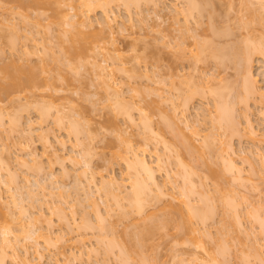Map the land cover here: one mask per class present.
Wrapping results in <instances>:
<instances>
[{"label":"rangeland","instance_id":"rangeland-1","mask_svg":"<svg viewBox=\"0 0 264 264\" xmlns=\"http://www.w3.org/2000/svg\"><path fill=\"white\" fill-rule=\"evenodd\" d=\"M88 1L50 0L47 4L41 5L44 7H38L33 3V5H29V3L24 5L21 0H0V83L3 80V67L13 61L39 64L43 60L44 64L43 61L41 64L45 65V69L41 72L43 76L41 81L45 84L31 89L21 87L16 91H0V173L2 174L0 176L7 180V185L12 187L9 191L6 184H0V191H2L0 202L3 206L1 207L3 211H0V245L4 241L2 240L3 232H1L4 226L10 225L8 232H11L8 233L11 243L9 246L4 243L8 253L4 252L5 257L3 255L4 260L2 259V261L4 262L2 264H125L127 261L130 262L129 264H203L209 252L217 247L218 238L216 239V236L218 237L220 230L218 227H221L223 221L226 222V226L228 224L230 229L228 231L227 228L225 229L226 226L222 225L225 230H221H227V235L226 232L224 233L226 237L221 235L222 241L227 244H224L227 247H225L226 250L220 254V258L224 259V264H264V222L261 221L262 217L264 221V206L258 207L257 205L258 202L264 204V54H262L264 50H259L260 52L254 50V54H252L254 59L252 58L253 64L250 66L252 69L250 72L256 79L254 84L256 82L257 90L251 89L253 93L247 92L241 85L244 73H246L243 71L245 68L239 72L237 68H241L242 65L236 66L235 69L237 61L233 62L240 59L238 54L242 57V51H245L243 49L246 46L244 41L248 36L249 40H253V42H249L247 39L248 44L251 43L250 46L253 45L252 43H257L262 48L263 43H260L264 40V0H207V2H201L202 4L206 3V5H200L202 9L207 7V10L204 8L205 12L201 11L203 17L200 13L201 17L198 16L193 10L194 17L189 15L188 21L185 22H188L189 24H187L193 29L201 26L195 29L197 34L199 29H202V32L199 31L198 34L199 39L202 40L208 35L210 38H206H209L210 45L213 42L216 43L213 46L218 44L222 48L226 42L231 44L235 42L238 43L237 47L242 53L238 50L237 56L233 53L236 57L231 58L232 56L228 52L232 53L230 50L235 43L231 48L230 44H226L225 46H229L228 49H230L227 50L225 47L221 49L228 51L227 54L225 52L223 60L217 58L218 52L216 54L215 51L209 49V53L212 51L215 56H211L212 52L209 55L205 51L203 52L205 53L204 58L201 53L200 58L202 57V59L196 61L194 57L189 56L191 49H195V39L189 37L192 34L187 35V32L192 33L193 29L190 28L186 32L184 28H177L185 23L184 21L182 24L179 23L183 20L184 12H178L177 15L174 12V7H182L181 10L186 9L187 0H156V3H152V0H141L139 5L136 3L134 5L132 2L131 5L126 4L124 0H114L108 4L107 11L100 6L87 9L85 2ZM37 11L40 13L39 16L36 14ZM207 12H212L213 16L211 17ZM105 14L108 16L105 17ZM176 16L181 19H178L179 22L176 20ZM107 17L110 20V26L104 27L98 34L94 54L91 52L86 57L87 60H84V64L82 62V66H77L78 70L76 68L68 71L66 65L69 63L65 61L71 59L67 58L68 54L64 48L70 43L71 34L77 29L97 31L101 25L97 20ZM34 18H38V20L41 18L39 25L35 23ZM87 18L92 20L91 25L82 24L81 19ZM199 18L202 19V22ZM210 19L216 20L213 26L217 24V28H220V25L222 27L223 24L224 26L228 25V28H231H229L231 31H229L231 34L228 32L229 36L234 33V37L228 38L227 33L221 37L218 36L220 40L216 34V37L211 34L212 38L209 35L210 30H207V26H211L208 25ZM218 21L219 23H217ZM33 23L37 26H34ZM244 23L247 28L243 25ZM204 24L207 25L206 28L203 27ZM225 27L223 28L226 29ZM178 29L186 32V38H188V40L185 38L184 44L182 43L183 47L185 46L189 51L186 53L187 50L184 47L185 58H178L180 53L175 50L179 46L174 44L177 37L179 39ZM14 30L16 31L15 37ZM204 31L209 33L206 32V35ZM26 34L36 36L38 43L36 42L34 45L33 39L24 38ZM203 34L206 36L202 37ZM223 37L225 40L227 39L226 42H223L225 41ZM214 38L218 39V43L217 39L213 41ZM196 39L198 40V37ZM12 40L15 42V47L11 46L14 43ZM24 47H27L31 53L24 54L21 51ZM215 49L213 48V50ZM178 50L181 51V49ZM51 51H54L52 55L57 56L52 57ZM107 51H110L115 57H111ZM173 51H176L174 54L178 55L177 60L174 58L176 56ZM186 54L188 55L186 56ZM183 55L184 53L181 56ZM242 60L240 59L238 62L241 63ZM93 62L104 67L102 68L103 72L110 73L109 81H122L123 84L120 86V82L114 83L115 85L112 83L116 88L108 87L96 74L98 68L96 67V70ZM237 65L239 64L237 63ZM118 66H124L125 69ZM172 72L174 74L177 72L181 77ZM63 76H67V78H63ZM190 79L193 82H189ZM157 87H160L159 91L163 97L156 94ZM211 87L222 91V97L226 101L223 105H227L226 108L234 106V108L232 106L230 108L231 110L235 109L232 110V113L239 119L238 131L230 133L228 127L224 126L223 128V122L219 120V123L216 122L217 120L216 123L214 122L212 116L218 114L216 105L220 104L217 100L222 97L215 99L220 93L213 97V94L216 93L211 91ZM191 89H195V92L191 93L190 97L186 94L189 98H187L186 104L183 96ZM166 96L167 98H165ZM122 97L127 104L126 108L130 107L128 110L132 113L133 119L131 120L127 119L126 114L123 115L116 111V104L122 103H117L118 99L124 100ZM227 103L231 105L228 106ZM173 104L177 105V107L173 106L177 108H175L177 113L181 108L185 109L183 110L184 116L179 112L178 118L175 111L181 130L179 127H172L176 122L175 116H173L175 119V122H172L173 125L169 115H167L169 120L163 118L165 122L161 121L160 109H165L164 111L172 115L174 113L172 111ZM223 105H219L220 108ZM43 108L46 110V113L45 110L42 112L45 113L44 115L40 113ZM231 110L229 109L230 112ZM143 112L145 113L143 118L153 128L146 134L145 139L147 131L143 133V130L146 129L141 116ZM183 117L188 120L184 122ZM164 123L168 127H165ZM191 124L193 127L196 126L197 130L199 129L197 131L194 128L197 133L193 131ZM250 125L254 129L253 134H249ZM169 126L178 129L174 131ZM71 127L77 129L73 130ZM176 132L179 135H188L197 145L194 147L190 140L192 147L186 149L188 146H182V143H179L182 138L176 134L180 139L178 143L185 147L182 148L176 143L182 148L179 151H183L180 157L193 167L190 178L193 180L195 188L190 190L191 192L187 190L191 202L193 199L195 204H203L204 199L205 202L209 201L208 205L215 203L216 206V208L214 207L215 214L207 217L203 220L204 222L196 218L193 219L192 225L195 230L191 234L185 229L177 227L176 223L180 220V214L171 208L170 204L178 205L184 211L187 206L179 204L170 195L153 198L144 205L140 212H132L128 198L123 197V194L125 196L126 191L130 189L129 181H124L125 184L119 187L118 191L114 190L111 184L110 187L107 185L109 188L112 187L114 192L120 193H117L119 198L123 197L119 200L121 204L119 206L124 210L127 207L126 209L132 212L128 211L131 214L123 216L117 212L118 209V211L121 209L116 206L117 201L112 203L115 197L112 196V193L109 196L110 193L106 194L108 191L104 190L107 188L105 186L108 182L104 181L106 182L104 186V183L100 181V173L112 175L119 180L123 176L126 177L128 173L131 174L132 171L130 172V169L128 170L126 167V161L121 156L114 154V151L123 153L126 142L130 139L135 146L145 147L144 156L148 160H152L157 181L162 188L165 187L168 191H173L177 197L181 186H184L182 188L185 189L187 185V182L183 180L185 171L182 166L177 165V160L175 162L174 159L176 156L174 148H179L174 146L178 145L172 144L173 148L170 146L172 149L165 147L173 142L171 140L177 142L178 138L174 137ZM209 133L212 134H210L211 137L208 136ZM212 136L216 138L215 142L212 140L214 143L211 148L210 143L209 145L204 143H207L205 138L211 139ZM187 139L189 141V138ZM164 140L171 142L165 145ZM182 141L188 144L184 139ZM222 141L223 143L220 145L219 143ZM225 143L230 147L228 146L222 153L219 147L223 148ZM223 144L224 146H222ZM53 148H57L58 157L50 158V155L48 158V153ZM29 151H34L38 160H32ZM70 153L73 156L76 155L77 163V160L73 161L69 158ZM155 154H162L163 161H160L164 165L161 169H158L154 163ZM223 154L225 156L229 154L234 163L241 166V177L229 179L232 174L227 173L228 169L224 170L225 165L221 160ZM84 163L86 166L89 163L91 168H86ZM3 164L6 167H3ZM37 165L44 168L41 167V170L37 168V171ZM7 167L8 169H6ZM83 167L88 169L84 168L87 172L85 174L82 172L84 176L80 172ZM214 168H217L216 171L222 169V177L215 178L217 173L213 170ZM230 172L234 171L229 170ZM92 173L95 184L89 183ZM141 174L143 175L142 172ZM200 174L203 177L202 184L198 180L201 178ZM25 176L29 179L25 180ZM90 180L92 181V179ZM215 183L219 185L218 188ZM16 187L17 189L22 188L21 192H23L20 194V190L16 191ZM26 189H33L29 193L31 196L26 194L27 192L24 191ZM14 191L16 192L14 193ZM17 192L21 197L18 201L22 200L19 202L21 205L23 204V208H26L25 214L22 210L19 211L20 206L17 207L13 204L10 193H14L13 197L15 198ZM221 197L231 200V204H236V209L239 211H237V218L230 206L226 207L218 202V198ZM105 198H108L106 199L108 203L110 202L106 207L109 213H106ZM111 203L115 205L112 207ZM96 207L103 215H100L101 219L96 215ZM10 213H14V215ZM171 214L173 220H168L171 221L170 223L166 221L167 219L166 222H163L164 218H169L172 216ZM6 215H8L7 219L9 215L14 218L12 220L9 218L7 221ZM151 220L155 222L159 220L160 223L168 224H164L165 226L160 229V225L153 224L157 225L154 227L156 230L154 228L152 230L155 233L152 232L151 236L150 234L149 236L145 235L148 238L145 237V243H143V238V246L140 245L143 247H141L142 251L139 247L141 252L138 251L140 253L134 254L133 251L138 250L136 249L138 246L136 248L134 246L137 244L138 235L143 230L141 227H145V223L151 226ZM85 221L86 223H84ZM20 226L24 230L20 229ZM28 229H30L31 237L25 236ZM17 234L19 241L14 238ZM101 236L105 237V241L100 240ZM134 240L135 250L130 249L129 251V256L132 255L131 258L126 256L123 259L122 255L120 256L121 249L119 247L126 244H123L124 241H133L130 243H134ZM106 242L112 246L111 249L109 248L110 250L105 249L104 246L109 247ZM128 246L132 248V245L128 244ZM1 248L5 247L1 246ZM131 250L133 251L131 252Z\"/></svg>","mask_w":264,"mask_h":264},{"label":"bare ground","instance_id":"bare-ground-1","mask_svg":"<svg viewBox=\"0 0 264 264\" xmlns=\"http://www.w3.org/2000/svg\"><path fill=\"white\" fill-rule=\"evenodd\" d=\"M21 1H23L22 3L24 4V5H26L27 3H29V5L31 4V5H37L38 7H44V6H41V5H44V4H47L50 0H21ZM110 1H114V0H97V1H94V0H92V1H88V2H85V4L87 5V9H91V8H93V7H96V6H100V7H102L103 8V10H105V11H107V6H108V4H110ZM143 1H151V0H143ZM186 1V0H185ZM24 2H26V3H24ZM124 2L126 3V4H130L131 2L132 3H134V5H135V3H136V5H139L140 3L139 2H141V0H124ZM157 1L156 0H152V3H156ZM188 4H186L185 6H186V9H180V8H182V7H180V8H177V7H174L173 9H174V12H176L175 14L177 15V13L178 12H184L183 14H184V16H183V20H182V22L180 21H178V19H180V18H178L177 16L175 17L176 18V20L179 22V23H184L185 21H188V16L190 15V16H193L194 14H192L193 13V10H194V12L196 11V14H198V16H200L199 15V13L201 14L203 11H204V8L207 10V7H203V9H202V6H200V5H206V3H204V4H202L201 2H207V0H205V1H201V0H187L186 1ZM200 2V3H199ZM33 3V4H32ZM28 5V4H27ZM131 5V4H130ZM157 5H158V3H157ZM157 5H155V6H157ZM215 6H217V5H215ZM216 8V7H215ZM213 9V8H212ZM205 10V11H206ZM209 10V9H208ZM82 11V10H81ZM202 11V12H201ZM204 11V12H205ZM216 11V10H215ZM215 11H212V12H215ZM38 12V11H37ZM212 12H207V13H209L210 14V16L212 17L213 16V14H212ZM106 13V12H105ZM36 14H38V16L40 15V13L38 12V13H36ZM81 14H83V13H81ZM174 14V15H175ZM212 14V15H211ZM216 14H217V12H216ZM202 15V14H201ZM214 15H215V13H214ZM105 17L106 16H108L107 14H105L104 15ZM217 16H219V15H217ZM37 17V16H36ZM194 17V16H193ZM201 17V16H200ZM202 17H203V15H202ZM207 17H209V15H207ZM210 17V18H211ZM39 18V17H38ZM38 18H34V21H35V23L37 24V25H39V22H40V19L38 20ZM214 19H215V16L213 17ZM101 19V18H100ZM100 19H98L97 21H98V23L99 24H101L100 25V28L97 30V31H83L82 29H77V31H75L74 33H72L71 34V37H70V43H68L67 45H66V47L64 48V50H65V52L68 54V56H67V58H70L71 60H69V59H67V61H65V62H67V63H69V64H67V63H64L67 67L66 68H68L67 70L69 71V69H70V71H72V70H75L76 68H77V66L79 67V65L80 66H82L83 64H84V60L86 59L87 60V56L88 55H90V53L91 52H93V54H94V52H95V49H96V46H97V42H96V39H97V37L99 36L98 34H100V31L102 30V29H104V27H108V26H110V20H109V18L107 17V18H105V19H103V20H100ZM130 19V18H129ZM199 19H201V18H199ZM216 19H217V17H216ZM218 19H219V17H218ZM181 20V19H180ZM34 21H32V22H34ZM54 21H56V20H54ZM184 21V22H183ZM194 21V20H193ZM201 22H202V19L200 20ZM204 21V20H203ZM208 21H209V19H208ZM207 21V22H208ZM213 20H211L210 19V22H208V25H211V26H207V30L209 31L210 30V32L211 33H209V32H207V33H209V35L210 36H212V35H214V37H216V35H217V38H218V36L219 37H221V36H223V35H226L229 31H230V29L228 28V25H226L225 24V26H227V27H225L224 26V24L223 23H221V24H223L222 25V27H221V25H220V28H217V24H214V26H213V23H216L215 21L216 20H214L213 22H212ZM68 22V21H67ZM81 22H82V24H84V25H86V26H88V25H91L92 24V20L91 19H81ZM196 22V21H195ZM245 22V21H244ZM188 23V22H187ZM186 22L184 23V24H182L183 26H181L180 24V26H178L177 28H184V31H185V29H186V32L188 31V29L190 30V28H191V30L193 29L191 26H189L188 24H187ZM210 23V24H209ZM217 23H219V21L217 22ZM246 23H247V21H246ZM34 24V23H33ZM36 24H34V26L36 25ZM197 24V23H196ZM195 24V25H196ZM199 24V23H198ZM202 24V23H201ZM36 25V26H37ZM200 25V24H199ZM203 25V24H202ZM243 25H245V23L243 24ZM197 26V25H196ZM195 26V27H196ZM206 26H205V24H204V26L203 27H205L206 28ZM201 27V26H200ZM199 26L197 27V28H200ZM212 27V28H211ZM223 27H225L226 29H224ZM245 27H246V25H245ZM176 28V29H177ZM197 28H195V29H197ZM209 28V29H208ZM247 28V27H246ZM195 29H193V32L191 33V32H187V35L188 34H192V35H190L189 37L191 38V39H195V41H194V45H195V49L193 48V49H191V51L189 52L188 50H187V48L185 47V49L187 50L186 51V53L187 52H189V53H191L189 56H192V57H194L195 58V61L197 60V59H202V57L200 58V56H202L201 55V53H203V52H205V53H209V49H211L213 52L215 51V53L216 54H218L219 53V56L217 55V58L219 57L220 59H222L226 54H227V50H229L230 48H231V46H232V44H234V43H227L226 42V40L229 38V37H232L233 35H234V33L232 34V36H229L231 33V31L227 34V36H228V38L226 37V36H224V37H226L227 39L225 40V38L223 37V39L225 40V41H223V39L221 40V44H222V41L223 42H226L225 43V45L226 44H230V48L228 49V47L227 46H223L222 48H224L225 47V49H227V50H221L222 48L221 47H219V45L217 44V45H215V46H213L214 44H216V43H211V45H210V41H209V36L206 34V32L204 31V33L207 35H204L203 34V36L202 35H200V36H202V37H204V36H206V37H209L208 39L206 38V37H204V39H202L201 40V38L199 39V31H201L200 29H199V31H198V34H197V32H196V30ZM212 29V30H211ZM38 30V29H37ZM179 30V31H178ZM177 31H178V34L179 35H177V36H179V39H178V37H177V39H176V43H174L175 45H179V46H177L176 47V51H177V53H180V54H178V55H180V56H178L177 54L175 55L174 53H176V51L174 52L173 51V54L176 56V57H174V58H176V60H177V56H178V58H183L184 56H185V52H184V47H183V44H184V42H185V38L187 37L186 36V32H184L183 30V32L180 30V29H178ZM36 31V30H35ZM35 31H33V32H35ZM195 31V32H194ZM16 31L14 30V32H13V35H14V37L16 36V34H14ZM182 32V33H181ZM202 32V31H201ZM200 32V33H201ZM213 32V33H212ZM247 32V31H246ZM194 33V34H193ZM202 34V33H201ZM212 34V35H211ZM216 34V35H215ZM245 34H247V33H245ZM195 35V38H193V36ZM196 35H197V37H198V40L196 39L197 37H196ZM24 36V35H23ZM161 36H163V35H161ZM248 36V35H247ZM234 37V36H233ZM232 37V38H233ZM236 37V36H235ZM246 37V36H245ZM24 38H26V39H33V41L35 42L34 43V45L36 44V42L38 43V38L35 36H33V35H25L24 36ZM212 38H213V36H212ZM217 38H214L213 39V41H216L215 39H217ZM13 39H15V38H13ZM187 40H188V38H186ZM219 40H220V38H218ZM218 39H217V43H218ZM246 39V38H245ZM247 39L249 40V36L247 37ZM247 39H246V41H247ZM179 40V41H178ZM186 40V41H187ZM262 40V39H261ZM260 40V41H261ZM229 42H230V39L228 40ZM234 41V40H233ZM246 41H244V43H245V45L247 46H245V48L243 49V50H245V51H240L239 50V48L237 47V44L235 43V50L233 51V49H234V46H232V48H231V50L230 51H232V53H229L228 52V54L230 55V56H232L231 58H233V56L234 57H236L237 56V54L239 53V52H241L243 55H242V57H241V55L240 54H238V57H240V59L242 60V58H243V60L241 61V63L240 62H238L239 60H234L233 62H236L237 61V63L239 64V65H237V63L235 64V69L238 67V66H240V65H242L241 66V68H237L238 69V71L239 70H241V69H243V68H245L246 69V71H245V69H243V71L244 72H246V73H244L242 76H243V80L241 81V85L242 86H244V90H246L247 92H249V93H253V91H257L256 90V86H255V84H256V82H255V84H254V81H256V79L254 78V76L252 75L253 73L252 72H250V70H252L251 69V67L250 66H252V58L254 59V57H252V54H254V50L255 51H258V52H260V51H263L264 50V40L260 43V44H262V48L261 47H259L258 45H257V43H252L253 45L252 46H250L249 44H251V43H249L248 44V41L246 42ZM259 41V42H260ZM12 42H14V40H12ZM249 42H253V40L251 39V40H249ZM183 43V44H182ZM191 43V42H190ZM247 43V44H246ZM224 44V43H223ZM187 45H188V43H187ZM248 45H249V47H248ZM12 47H15V42L11 45ZM211 46V47H210ZM239 46V45H238ZM61 47V46H60ZM189 47V46H188ZM210 47V48H209ZM181 49V51L180 50H178V49ZM190 48V47H189ZM208 48V49H207ZM213 48L215 49V50H213ZM246 48H247V50H246ZM59 49H61V48H59ZM258 49V50H257ZM262 49V50H261ZM48 50H50V49H48ZM204 50V51H203ZM210 50V51H211ZM217 50V51H216ZM238 50H239V52H238ZM260 50V51H259ZM21 51L24 53V54H30L31 53V51L27 48V47H24L23 48V50L21 49ZM57 51V50H56ZM208 51V52H207ZM211 51V52H212ZM220 51H221V53H220ZM222 51H224V53H222ZM47 52V51H46ZM54 53V51H51V53H50V55H52L53 53ZM108 52V54H110V56L112 57V56H114V54H111V52L110 51H107ZM210 52V53H211ZM212 52V54H211V56L213 55V56H215V54ZM218 52V53H217ZM225 52H226V54H225ZM253 52V53H252ZM264 52V51H263ZM262 52V54H264ZM184 53V55L183 56H181L182 54ZM205 53H203V58H204V55H205ZM210 53H209V55H210ZM233 53L234 54H236V56L235 55H233ZM220 54H221V56H220ZM225 54V55H224ZM188 54H186V56H187ZM228 55V56H229ZM240 55V56H239ZM54 55H52V57H53ZM55 56H57V55H55ZM54 56V57H55ZM228 56H226V57H228ZM115 57V56H114ZM238 57H237V59H238ZM161 58V57H160ZM185 58V57H184ZM214 58H216V57H214ZM234 59V58H233ZM236 59V58H235ZM223 60V59H222ZM43 60H41V62H42ZM69 61V62H68ZM218 61V60H217ZM41 62L39 63V64H35V63H32V64H30V63H22V62H16V61H13V62H11V64H6L4 67H3V80L1 81V83H0V91H3V92H7V91H16V90H18L19 88H21V87H27V88H29V89H31V88H36V87H39V86H41L42 84H45V82H43L42 83V79H43V76L41 75V72H42V70L43 69H45V65H43L44 64V61H43V64H41ZM83 62V64L81 65V63ZM172 62H173V60H172ZM174 62H175V59H174ZM220 62H221V60H220ZM94 63V65H95V68L97 67L98 68V70H97V68H96V70H97V75H98V77L100 78V80H102V82L104 83V84H106L108 87H112V88H116V87H113V85H115L114 83H118V82H120V86H121V84H123V82L122 81H113V82H111V81H109V79H108V77L110 78V73L109 72H103L102 71V68H104V67H101V65L99 64V63H96V62H93ZM176 63H177V61H176ZM69 66V67H68ZM237 66V67H236ZM244 66V67H243ZM119 68H121V69H125V67L124 66H118ZM48 68H50L49 66H48ZM62 68V67H61ZM72 69V70H71ZM79 68H77L76 70H78ZM60 70V69H59ZM125 71V70H124ZM243 71H241V72H243ZM60 72V71H59ZM75 72H77V71H75ZM240 72V71H239ZM173 74H174V72H172ZM179 73V72H178ZM61 74V73H60ZM172 74V75H173ZM175 74H177V72L175 73ZM174 74V75H175ZM181 74V73H180ZM184 74V73H183ZM182 74V75H183ZM62 75V74H61ZM178 75V74H177ZM64 76H65V74H64ZM63 76V78H67V76L66 77H64ZM179 76V75H178ZM53 77H55V76H53ZM179 77H181V76H179ZM181 81V80H180ZM190 81H192L191 79L189 80V82ZM193 82V81H192ZM112 83H113V85H112ZM243 83V84H242ZM212 88V87H211ZM210 88V89H211ZM254 88V89H253ZM251 89H253V91L251 90ZM160 90V87L158 88L157 87V90L155 91V92H157L156 94L159 96V97H163V94H161V91H159ZM217 90V91H216ZM218 90H220V89H217V88H212L211 89V91H213V93L215 92L216 94H213V97H214V95H219V94H217V93H220V95L218 96V97H215V99L217 98H221L222 96H223V94H222V91L220 90V91H218ZM245 91V92H246ZM193 92H195V89H191L189 92H187V93H185V95L183 96V100H184V103H186V101L188 102V96L189 95H191V93H193ZM189 93V94H188ZM249 93H247V94H249ZM188 96H187V95ZM264 94V93H263ZM263 94H261V95H263ZM190 97V96H189ZM123 98V97H122ZM165 98H167V96L165 97ZM188 98V99H187ZM124 99V98H123ZM119 101L117 102V103H119V102H122L121 104H116V107H117V109H116V111L118 112V113H121V114H126L125 116L127 117V119H129V120H131V119H133V117H132V113H131V111L130 110H128V108H130L129 106H128V108H126L127 106V104H126V102H125V99L122 101H120V99H118ZM182 100V101H183ZM220 102V104L218 103V102ZM216 102L218 103V105H216V106H218V108H217V110L215 109L214 111L216 112L217 111V115L215 116H212L213 117V120H214V122L216 121V122H218V120L220 121V122H223V124H221V125H223V128H224V126H226V127H228L227 129L228 130H230L229 132L231 133V131L233 132V131H238L239 130V119H238V117H236L233 113H232V110H235V109H233L234 108V106H232L231 104H229V103H227L228 104V106L229 105H231L233 108H232V110H231V106H229V109L231 110V112L229 111V109L228 108H226V106L227 105H223V103H226V101H225V99L222 97L220 100H217ZM223 101V102H222ZM225 101V102H224ZM215 102V103H216ZM124 103H125V105H124ZM183 103V102H182ZM187 104V103H186ZM186 104H183V105H186ZM121 105V106H120ZM176 105V104H175ZM174 104L172 105V107L173 106H175ZM222 106L223 105V107L222 108H220V106ZM234 105V104H233ZM120 106V107H119ZM122 106H123V108H122ZM225 106V107H224ZM176 107H177V105H176ZM176 107H173L174 108V110H173V108H172V111H174V113L173 112H171V113H173L172 115L171 114H169V113H167L166 111H164L163 109L161 110L160 109V113H161V121H162V123L163 122H165V120H163V118L165 119V118H167L168 120H169V117H171V119H173V120H171L170 119V121H171V123L174 121L175 122V119H176V122L174 123L175 125L176 124H178V120H177V118L179 117L178 116V114H179V112L184 116V114H183V110H185V109H183L182 110V108L180 109V111L178 110V113H177V108ZM215 107V106H214ZM44 108H45V106H44ZM41 109L40 110V113L42 114V115H44L45 113H46V110L45 109ZM176 108V109H175ZM185 108V107H184ZM44 110H45V113H42V112H44ZM175 111H176V113H175ZM182 111V112H181ZM215 112H214V114H215ZM234 112V111H233ZM142 113V112H141ZM202 113V112H201ZM235 113V112H234ZM177 115V118H176V115ZM167 115H169V117H167ZM141 116H142V119H143V122L145 123V124H143L144 126H145V131L143 130V133H145L146 131V133H145V136H144V134H143V136H144V139H145V137H146V134L149 132V131H151V130H153V128H152V126L150 125V123L145 119V118H143V117H145V113L143 112V114H141ZM173 116H175L174 118H173ZM182 117V116H181ZM184 119H183V121L184 122H186V120H188L187 118L185 119V117H183ZM247 118V117H246ZM212 119V118H211ZM248 120H249V118H247ZM246 119V120H247ZM247 120V121H248ZM213 122V123H214ZM215 122V123H216ZM219 123V122H218ZM75 124V126L78 128V126L76 125V123H74ZM74 124H73V127H74ZM165 124V127H168V125L166 124V123H164ZM219 124V125H220ZM167 125V126H166ZM172 125H173V123H172ZM175 125H173L172 127H179V124L177 125V126H175ZM75 127V129H77ZM169 127H171V126H169ZM171 127V128H172ZM191 127H192V129H193V131L194 132H196V126H192V124H191ZM226 127H225V129H226ZM250 127V129H249V134H253L254 133V129H253V127L250 125L249 126ZM72 128V127H71ZM174 128H172L174 131L176 130L177 131V129L178 128H176V129H174ZM181 127H179V129H180ZM194 128L196 129V130H194ZM73 130H75L74 128H72ZM181 130V129H180ZM179 130V131H180ZM199 130V129H198ZM197 130V131H198ZM172 131V130H171ZM178 132H176L175 133V138H178V140L177 139H175V140H177V142L176 141H174V140H171V141H173L170 145L168 144V143H170L169 141L167 142L166 140H164V142H165V145L166 144H168V146H165V147H169V148H171L170 146H172V148H173V145L172 144H174L175 143V145H178L179 143L181 144L182 143V146L183 145H185V147L186 146H188V147H186V149L187 148H190L191 149V147H192V144H193V146L195 147V146H197L191 139H190V137L188 136H185V135H179V134H177ZM197 133V132H196ZM176 134H177V136L179 135V137L180 138H182V139H184L188 144H186L185 142H183L182 141V139L180 140L179 139V137H177L176 136ZM211 133H209V137H211V135H210ZM205 135H207V134H205ZM181 136H183V137H181ZM208 136H204V137H208ZM189 138V141H188V139L187 138ZM172 138V137H171ZM216 137H213L212 136V138L211 139H208V138H205L206 139V141H205V139H204V141L205 142H207V143H204L205 145L207 144V145H209V143H210V147H211V145H212V143H214L215 141H214V139H215ZM174 139V138H173ZM182 141V142H180V141ZM190 140H191V142H192V144L190 143ZM210 140V142H208V141ZM212 140L214 141V142H212ZM178 141H179V143H178ZM145 142H147L146 140H145ZM144 142V143H145ZM176 143H178V144H176ZM217 143V142H216ZM223 143V141L221 142V143H219L220 145ZM179 144V145H180ZM174 146V147H179L178 149L177 148H174L175 149V152H174V154L176 155L175 157H174V159H175V162H176V160H177V162L176 163H178L177 165H179V166H182V169L185 171V173H184V175H183V180H184V182H187V185H186V188L185 189H183L182 187H184V186H181V188H180V191H179V194H178V196L176 197L175 195H174V192L173 191H168L165 187L164 188H162V186L160 185V183H159V181H157V179H156V175L154 174V172H155V168H154V166H153V164H152V160H148L145 156H144V151H145V147L144 146H142L141 148L139 147V146H135L132 142H131V140L129 139L127 142H126V146L124 147V152L123 153H121L120 151H114V154L115 155H119V156H121L125 161H126V167L128 168V170L130 169V172H131V174L130 173H128V175L125 177V176H123L122 178H121V180H119V179H117V178H115L114 176H112V175H109V174H107V175H104V174H102V173H100V181L102 182V183H104V186H105V184H106V182H108L107 184H106V186L105 187H107V185L110 187L111 185H112V187H114L113 189L114 190H117L119 187H121L122 185H124L125 184V182L124 181H126V180H128L129 181V183H130V189H128L127 191H126V195L124 196V194H123V197H127L128 198V204H129V206L131 207V210H132V212L134 211V212H140L143 208H144V205L146 204V203H148L150 200H153V198L155 199L156 197H159L160 198V196H162V195H170L173 199H176L177 201H178V203L179 204H184V205H186L187 206V208H186V210L184 211V210H181V208L178 206V205H174V204H170V207L171 208H173L174 210H176L177 212H179V214H180V220L176 223V225H177V227L178 228H181V229H185V231H188L190 234H191V232L192 231H194L195 230V227H193V225H192V221H193V219L194 218H196V219H198L199 221H203V220H205V219H207V217H211V216H213L214 214H215V212H214V209L216 208V206H215V203H212V204H209L208 205V203L207 202H209V201H207L206 199V202L204 201V199H203V201L202 202H204L203 204H200V203H198V204H195L194 203V200L192 199V202H191V198L188 196V192H187V190H191L192 191V189L193 188H195V184H194V182H193V180L190 178V172H193V167H191L192 165H190V164H188V163H185V161H183L182 160V158L180 157L181 155V152L183 153V151H179L180 150V148L182 147L181 145V147L180 146ZM227 144L225 143V146H226ZM222 146H224V144L222 145ZM225 146L223 147V148H225ZM228 146H229V144L227 145V147L225 148V149H223L221 146L219 147V149H221L222 150V153H224V151L228 148ZM185 147H182V148H185ZM209 147V146H208ZM230 147V146H229ZM171 148V149H172ZM182 148H181V150H182ZM212 148V147H211ZM173 149V150H174ZM185 149V150H186ZM221 150H220V153H221ZM202 151V150H201ZM29 153V156L31 157V159L32 160H34V161H36V160H38V156H37V154L34 152V151H29L28 152ZM200 153H202V152H200ZM58 150H57V148H53L52 150H51V152H49L48 153V158H49V156H50V158L51 157H58ZM226 154V153H225ZM225 154H223V157H221V160H223V162L224 163H222V164H224L225 166H224V170H226V169H228V171H227V173L230 175V174H232L231 176H230V178L229 179H231L232 177L233 178H235V179H238L239 177H241V174H242V172H240V170H241V166H239V165H237L236 163H234V161H233V159L231 158V157H229L230 155L229 154H227L228 156H225ZM76 156V155H75ZM75 156H73V154H69V158L70 159H72L73 161H76V163L78 162V159L75 157ZM200 156H201V154H200ZM221 156H222V154H221ZM162 154H155V158H153L154 159V163H155V165H156V167L158 168V169H161L162 168V165H164V164H161V161L160 160H162ZM202 157V156H201ZM86 161V160H85ZM163 161V160H162ZM205 161V160H204ZM87 162H89V161H87ZM87 162H85V163H87ZM165 162V161H164ZM85 163H84V166H86L85 165ZM236 164V165H235ZM5 165H6V163H5ZM4 164H3V167H6ZM8 165V164H7ZM239 166V167H238ZM41 167H43V166H41ZM40 166L38 167V165L36 166V170L38 171V169L37 168H39V170H41L40 168H41ZM87 167H90L91 168V165H89V163L87 164V166H86V168ZM130 167H132V168H130ZM44 168V167H43ZM85 167H83V169H81L80 170V172H81V175H83L82 174V172H84V174H85V172H86V170H88V169H84ZM134 168V169H133ZM188 168H190V169H188ZM253 168V167H252ZM255 168V167H254ZM6 169H8V167L6 168ZM216 169L217 168H214L213 170H215L216 171ZM84 170V171H83ZM195 170V169H194ZM222 169L220 168L219 170H217L216 171V173H217V176H215V178H219V177H222L221 176V174H222V171H221ZM229 170L230 171H234V172H230L229 173ZM7 171V170H6ZM45 171H46V169H45ZM212 171V170H211ZM221 171V172H220ZM42 172V171H41ZM141 172L143 173V175L141 174ZM196 172V171H195ZM224 172V171H223ZM48 173H50L49 171H48ZM87 173V172H86ZM213 173H214V171H213ZM1 174V173H0ZM11 174V173H10ZM198 174V173H197ZM2 175V174H1ZM50 175H51V173H50ZM50 175H48V176H50ZM80 175V176H81ZM228 175V176H229ZM12 176V175H11ZM52 176V175H51ZM50 176V177H51ZM84 176V175H83ZM87 176V175H86ZM91 177H89V183H93V184H95V182H94V180H93V173H92V175H90ZM105 176H106V179H105ZM104 177V178H103ZM198 177H199V175H198ZM200 177H201V174H200ZM81 178V177H80ZM84 178V177H83ZM86 178V177H85ZM103 178V179H102ZM168 178V177H167ZM24 179L25 180H27V179H29V178H27L26 176L24 177ZM90 179H92V181L90 180ZM102 179V180H101ZM203 177H201V178H199L198 180L200 181V184H202L203 183ZM81 180H82V178H81ZM87 180V179H86ZM7 180H5L3 177H1L0 176V184L1 183H3V184H6L7 182H6ZM52 181V180H51ZM91 181V182H90ZM104 181H106V182H104ZM201 181H202V183H201ZM218 181V180H217ZM36 183H38V182H36ZM78 183V182H77ZM218 184H219V182H217ZM2 184V185H3ZM16 184V183H15ZM86 184V183H85ZM111 184V185H110ZM114 184V185H113ZM216 184V183H215ZM218 184H216L217 185V188H218ZM91 185V184H90ZM216 185H215V189H216ZM6 188L10 191L11 189H12V187L8 184H6ZM53 186V185H52ZM86 186V185H85ZM84 186V187H85ZM89 185L87 184V187H88ZM171 186H174V185H171ZM17 187H22V186H17ZM17 187H16V191H18L19 192V190H20V194L23 192H21V189H17ZM82 187H83V185H82ZM81 187V188H82ZM109 187H107L108 188V190H106V189H104L105 191H108V192H106V194H108V193H110L109 194V196L111 195V193H112V196H114L115 197V200H113L114 199V197H112L111 199L113 200L112 201V203L113 202H116L117 201V203H115L116 204V206H119V205H121L119 202V200H121L123 197L121 196V198H119V195H117V191H113V189H112V187L111 188H109ZM11 188V189H10ZM90 188H91V186H90ZM116 188V189H115ZM15 189V188H14ZM166 189V190H165ZM0 190H1V188H0ZM23 190V189H22ZM87 190H89V189H87ZM86 190V191H87ZM218 190V189H217ZM16 191H14V193L16 192ZM25 192H27L26 194H28L29 195V193H31L32 191H33V189H26V190H24ZM31 191V192H30ZM90 191V190H89ZM190 191V192H191ZM2 191H0V194H2L1 193ZM17 192V197H19V198H17V197H13V196H15V195H13L14 193H10L11 194V197H12V201H13V204H15V206H17V207H19V211H23L24 212V210L26 209V208H23V204L21 205L20 204V202L22 201H18V199H20L21 197L19 196L20 194ZM63 192H64V190H63ZM91 192H92V190H91ZM62 193V192H61ZM89 193V192H88ZM19 194V195H18ZM34 194V193H33ZM90 194V193H89ZM105 194V193H104ZM118 194H120V193H118ZM22 196V195H21ZM29 196H31V195H29ZM89 196V195H88ZM223 196V195H222ZM0 197H2V195H0ZM106 197H108L107 195H106ZM17 198V199H16ZM22 198H24L23 196H22ZM89 198V197H88ZM110 198V197H109ZM106 199H108V198H105V200ZM126 199V198H125ZM202 200V199H201ZM218 202H221V205H224V206H230V208H231V210L233 209L234 210V212L233 213H235V217L236 216H238L237 215V209H236V204L235 203H232L231 204V200H229L228 198H225V197H221V198H218ZM108 201H110V200H108ZM104 202H106V206H105V208L106 207H108V205H109V203L107 202V200L106 201H104ZM217 202V203H218ZM107 203H108V205H107ZM112 203L110 204L112 207H113V205H115V204H113L112 205ZM125 203V202H124ZM123 203V205L126 207V203L124 204ZM18 204H20V205H18ZM93 204H95L94 202H93ZM206 204V205H205ZM214 204V205H213ZM234 204V205H233ZM261 204V205H260ZM2 205V203L0 202V211L2 212L3 210L1 209V207H3V206H1ZM212 205V206H211ZM217 205H220V204H217ZM257 205H258V207H260V206H264V204H262V202H258L257 203ZM22 206V207H21ZM95 206V205H94ZM111 206H109V207H111ZM8 207H9V205H8ZM111 207V208H112ZM120 207V206H119ZM215 207V208H214ZM98 207H96L95 208V212H96V215L97 216H99V218L101 219V217H100V215H101V211L99 210V209H97ZM121 209H120V211H118L117 210V212H120V215H128V214H131L132 212L130 211V210H127L126 208H125V210L124 209H122V207H120ZM97 209V210H96ZM109 209V208H108ZM106 210H107V208H106ZM113 210V209H112ZM110 211H111V209H110ZM128 211H130L131 213H129ZM106 212V211H105ZM126 212H128V213H126ZM213 212V213H212ZM239 212V211H238ZM5 213V212H4ZM103 213V212H102ZM106 213H109V210H107V212ZM10 214H12V215H14V213H10ZM21 214V213H20ZM24 214H25V212H24ZM211 214V215H210ZM22 215V214H21ZM168 215V214H167ZM170 215V214H169ZM172 215V214H171ZM7 216L8 215H6V220L8 221V219L9 218H11V215H9V217H8V219H7ZM63 216V215H62ZM96 216V217H97ZM101 216H103V215H101ZM15 217H17V215H15ZM164 217V216H163ZM165 217H167V216H165ZM171 217H172V219H171ZM14 218V216L10 219V220H12ZM98 218V217H97ZM237 218V217H236ZM167 219V220H166ZM168 222V223H170L171 221H168V220H173V215L172 216H169V218L167 217V218H164V221L163 222H166V221ZM238 220H239V218H238ZM261 221H262V223L264 222L263 221V217L261 218ZM151 226H148V225H146V223L144 224L145 225V227H141V229L143 228V230H142V232H140V234L138 235V237H137V234H136V237H137V239H136V242H137V244H136V246H134L133 244H135V240H134V243H130V242H133V241H124L123 242V244L124 243H126L125 245H123V244H121V245H123V246H121V247H119L120 249H121V251H119V252H121V254H120V256L122 255V257H123V259H125V257L127 256L128 258L130 257L131 258V256H129V251H130V249H134V247L136 248L137 246H138V248H136V249H138V250H135V251H133V250H131V252L133 251V252H135L134 254H136V253H140L141 251H142V249H141V247L143 246V244H142V242H143V238H144V242L143 243H145V240H146V238H148V236H149V234H150V236L152 235V230H153V228L155 227V226H159V229H160V227H164L165 225H167L168 223H163V222H159V220L158 221H152L151 220ZM159 224H158V223ZM204 222V221H203ZM84 223H86V221L84 222ZM149 223H150V221H149ZM149 223H147V224H149ZM222 223V222H221ZM227 223H228V221H227ZM239 223V222H238ZM153 224H157V225H153ZM165 224V225H164ZM226 224V222L224 223V221H223V223H222V225L224 226ZM163 225V226H162ZM221 225V227H218V230H219V228H220V230L221 229H224V227L226 226H222ZM9 227H10V225H8ZM7 226V227H8ZM220 226V225H219ZM6 226H4V228H5ZM3 228L2 230H1V232H3V234H2V240H4V241H2L3 242V244L5 243V244H7L8 246H9V244L11 243L10 241V239H11V237H10V235L8 234V233H11V232H8L9 230H10V228L8 227V228ZM21 227V226H20ZM145 228V229H144ZM228 229V231L230 230L229 228H228V224H227V226L225 227V229ZM12 229V228H11ZM20 229H22V230H24V228L23 227H21ZM224 229V230H225ZM13 230V229H12ZM11 230V231H12ZM30 229H28V231H26V233H27V235L25 234V236H27V237H31V234L29 235V233H30V231H29ZM154 230H156V228H154ZM218 231V233L220 234H218V237L216 236V239L218 240V241H216V244H217V247L216 248H214V249H212L210 252H209V255H208V257L203 261V264H224V259L222 258H220V254L221 253H223L224 252V250H226L225 249V245H227V244H225V242L224 241H222L223 240V238L221 237V235L223 236V237H226V236H224V233L227 231ZM221 232V233H220ZM15 233V232H14ZM13 233V234H14ZM17 233V232H16ZM135 233H137V232H135ZM155 232H153V234H154ZM8 234V235H7ZM226 235H227V232L225 233ZM145 235H148V236H145ZM10 237V239H9V237ZM13 236V235H12ZM18 234L16 235V237H14V238H16L17 240L19 239L18 237ZM21 236V235H20ZM140 236H143L142 238L140 237ZM220 236V237H219ZM146 237V238H145ZM22 238V237H21ZM104 238L105 237H103V236H101V238H100V240L101 241H103L104 240ZM107 238V237H106ZM111 238H113L112 236H111ZM97 239H98V237H97ZM20 240V239H19ZM18 240V241H19ZM137 240H139V241H137ZM105 241V240H104ZM110 241H112V239H110ZM222 242H224V243H222ZM107 243V242H106ZM109 243V242H108ZM107 243V245H109ZM116 243V242H115ZM3 244L2 245H0V263L2 264V262H4V261H2V259H3V255H4V257H5V254H4V252L5 253H8V251H6L5 249H6V246H5V244H4V246H3ZM112 244V243H111ZM128 244H130V245H132V248H131V246H128ZM225 244V245H224ZM12 245V244H11ZM104 245H106V244H104ZM140 245H142L141 247H140ZM145 245V244H144ZM1 246L2 247H5V248H1ZM134 246V247H133ZM104 247H106L105 249H107V250H110L111 249V247L112 246H110L109 245V247L108 246H104ZM139 247H140V249H141V251H140V249H139ZM110 248V249H109ZM143 248V247H142ZM227 248V247H226ZM14 249V248H13ZM105 252H106V250H104ZM138 251H140V252H138ZM223 251V252H222ZM130 252V253H131ZM133 254V253H132ZM133 254V255H134ZM140 255V254H139ZM223 255V254H222ZM4 260V259H3ZM125 262H126V260H125ZM129 264L130 262L129 261H127L125 264ZM4 264V263H3Z\"/></svg>","mask_w":264,"mask_h":264}]
</instances>
